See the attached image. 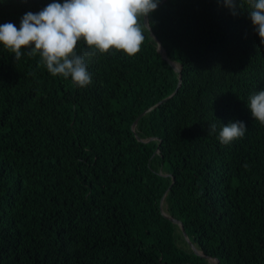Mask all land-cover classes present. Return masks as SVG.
Wrapping results in <instances>:
<instances>
[{"label":"trees","instance_id":"1","mask_svg":"<svg viewBox=\"0 0 264 264\" xmlns=\"http://www.w3.org/2000/svg\"><path fill=\"white\" fill-rule=\"evenodd\" d=\"M158 1L0 0V264H264V0L151 12L156 105Z\"/></svg>","mask_w":264,"mask_h":264},{"label":"water","instance_id":"2","mask_svg":"<svg viewBox=\"0 0 264 264\" xmlns=\"http://www.w3.org/2000/svg\"><path fill=\"white\" fill-rule=\"evenodd\" d=\"M164 0H161V1H158L153 7H151L149 10H148V12H147V14L144 16V20H143V24H144V22L145 21H147V18H148V15L151 13V12H153L162 2H163ZM151 32H152V30H151ZM153 33V32H152ZM154 34V33H153ZM156 36V35H155ZM149 38H150V40H151V42H152V38L149 36ZM156 40H157V42H159V43H162L158 38H157V36H156ZM163 44V43H162ZM164 45V44H163ZM166 48V47H165ZM158 50V49H157ZM159 51V50H158ZM160 52V51H159ZM160 54H161V58H162V60L165 62V64H167V65H169L167 62H166V57L160 52ZM165 55L166 56H168V52L167 51H165ZM168 58H169V56H168ZM170 59V58H169ZM170 66V65H169ZM174 71H175V73L177 74V76H178V82H177V86H176V88L174 89V91L168 96V97H166V98H164V99H162L161 101H159L156 105H159L160 103H162V102H164L165 100H167L168 98H170L171 96H173V94H175L176 93V91H177V89H178V87L180 86V83H181V65H178V68L176 69V68H174V67H172V66H170ZM147 110H145L143 113H145ZM142 113V114H143ZM141 114V115H142ZM136 122H137V119L133 122V124H132V126H131V129H132V131L134 132V129H135V126H136ZM139 140H141V141H143V142H145V143H148L149 144V142H147L145 139H140L139 138ZM155 150H157L158 151V154H159V148L158 147H156L155 148ZM155 153V152H154ZM159 175L160 176H162V177H164V176H168L169 174H166V173H164L163 172V169H162V167H160V169H159ZM160 209H161V211H162V215L165 217V218H167L168 220H170V221H172L173 223H175V224H177L179 227H180V229H181V231L183 232V234H184V237H185V240H186V243H187V245L189 246V248L191 249V241H190V239H189V235H188V233H187V230H186V228H185V226L183 225V223L182 222H180L179 220H176V219H174V218H171L168 214H166L164 211H163V209H162V199H161V201H160ZM192 250V249H191ZM201 252V251H200ZM195 254H197V255H199V256H201L202 258H204V259H206L207 261H209L210 262V260L209 259H207V258H210V259H216V258H211V257H209V256H207V255H205L204 253H197V252H194ZM215 264H219V261H218V259H216V263Z\"/></svg>","mask_w":264,"mask_h":264},{"label":"bare ground","instance_id":"3","mask_svg":"<svg viewBox=\"0 0 264 264\" xmlns=\"http://www.w3.org/2000/svg\"><path fill=\"white\" fill-rule=\"evenodd\" d=\"M145 23H146V25L149 27V25H148V20L145 21ZM149 30H150V35H151V37H152L153 40L156 42V46H157V48H158V49L161 51V53L166 57L165 59L168 60L169 62H171L173 67L178 68V65L175 64L174 62L170 61V60L167 58V56L164 54L163 49L161 48L160 43L157 42L156 37H155L154 34L151 32V28H150V27H149ZM191 249H192L194 252L201 253V252H200V251H199L194 245H191ZM209 260L212 261L213 259H210V258H209ZM213 261H214V260H213Z\"/></svg>","mask_w":264,"mask_h":264},{"label":"rangeland","instance_id":"4","mask_svg":"<svg viewBox=\"0 0 264 264\" xmlns=\"http://www.w3.org/2000/svg\"><path fill=\"white\" fill-rule=\"evenodd\" d=\"M215 260V261H213ZM212 261L210 260V264H215L216 263V259H213Z\"/></svg>","mask_w":264,"mask_h":264}]
</instances>
